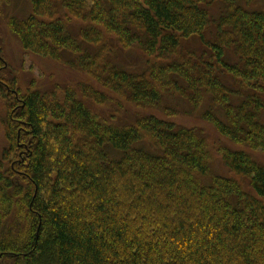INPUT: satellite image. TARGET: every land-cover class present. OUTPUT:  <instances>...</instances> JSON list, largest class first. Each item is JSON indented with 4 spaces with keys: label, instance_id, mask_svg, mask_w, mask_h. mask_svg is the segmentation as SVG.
I'll return each instance as SVG.
<instances>
[{
    "label": "trees",
    "instance_id": "trees-1",
    "mask_svg": "<svg viewBox=\"0 0 264 264\" xmlns=\"http://www.w3.org/2000/svg\"><path fill=\"white\" fill-rule=\"evenodd\" d=\"M210 1L222 4L213 17ZM240 1L249 3L30 0L29 13L8 25L23 49L89 74L118 104L171 116L177 110L166 98L195 113L208 94L202 118L232 143L264 152V11ZM73 20L83 23L75 33ZM193 38L203 49L181 45ZM131 47L146 56L137 70L113 59ZM4 82L0 260L264 264V165L247 152L220 147L239 178L213 175L199 128L152 114L128 124L101 119L85 99H112L85 83L19 93Z\"/></svg>",
    "mask_w": 264,
    "mask_h": 264
},
{
    "label": "rangeland",
    "instance_id": "rangeland-1",
    "mask_svg": "<svg viewBox=\"0 0 264 264\" xmlns=\"http://www.w3.org/2000/svg\"><path fill=\"white\" fill-rule=\"evenodd\" d=\"M240 2L249 10L264 11V0H249L248 4H245L244 1ZM221 8L222 4L220 2H211L210 13L212 17L217 15ZM29 11L30 0H0V82L4 85H6L4 81H8V83L14 85L15 89L19 90V93H26L30 90L49 92L55 90V88L62 87H72L77 90L78 84L85 83L105 92L112 99L107 104H96L91 100L85 99L86 105L95 114L100 116L101 119L115 117L116 120L128 124L133 123L138 115L152 114L158 118L174 122L177 125L201 129L207 137V144L211 154L210 171L213 175L239 178L223 164L220 158V147L243 150L258 164L264 165V152L259 149H251L246 145L232 143L226 137L219 134L212 124L202 118L203 112L210 105V96L208 94L205 95L201 107L195 113H193L190 105L185 100L178 97L166 98L165 104L177 110V114L171 116L166 115L158 108H140L123 100L118 104L119 97L110 90L102 87L89 74L72 69L51 57L26 51L22 48L18 37L10 30L8 20L10 16H24ZM81 25H83L81 21L73 20L69 26V30L75 33L73 30H76ZM213 35L214 29L211 26L206 32V36L208 39H211ZM112 42L114 43L115 40ZM181 45L187 48L191 47L197 51L203 49V46L197 38H193L190 41L182 40ZM113 59L124 64L125 67L137 70L145 65L146 56L136 47L129 49L118 48L113 55ZM130 69L125 70L133 72ZM9 97L12 98L11 95ZM6 102L7 99L0 97V152L7 144L3 124L7 113ZM216 114L222 117L218 112ZM201 181L210 183V177L205 176ZM243 188L246 191H251L248 181L245 179L243 181ZM0 264H14V262L6 258L1 259Z\"/></svg>",
    "mask_w": 264,
    "mask_h": 264
}]
</instances>
